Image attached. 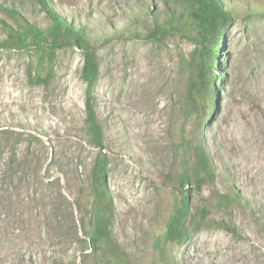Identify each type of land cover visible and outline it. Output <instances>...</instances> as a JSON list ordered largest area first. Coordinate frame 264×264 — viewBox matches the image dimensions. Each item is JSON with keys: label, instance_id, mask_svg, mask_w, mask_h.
I'll list each match as a JSON object with an SVG mask.
<instances>
[{"label": "rangeland", "instance_id": "1", "mask_svg": "<svg viewBox=\"0 0 264 264\" xmlns=\"http://www.w3.org/2000/svg\"><path fill=\"white\" fill-rule=\"evenodd\" d=\"M45 1L95 47L102 148L85 121L81 49L0 47V264H99L88 235L100 165L130 264H264V0H215L232 19L205 108L188 95L198 45L175 31L150 38L185 0ZM0 6L49 23L37 0ZM8 26L19 28L0 9V42ZM199 145L214 179L198 187ZM186 193L188 237L167 241Z\"/></svg>", "mask_w": 264, "mask_h": 264}, {"label": "trees", "instance_id": "2", "mask_svg": "<svg viewBox=\"0 0 264 264\" xmlns=\"http://www.w3.org/2000/svg\"><path fill=\"white\" fill-rule=\"evenodd\" d=\"M45 10L49 23L45 28L27 23L14 8L1 7L18 23V29L8 26L7 36L0 42L5 49H26L29 46L38 48L45 44L49 49L75 46L84 53L82 79L86 82L85 121L91 142L97 148H102L101 126L91 103V93L98 75V64L95 47L88 40L82 28H75L55 10L50 8L45 0H37ZM173 12L172 23L167 26L155 25L150 38H158L173 31L180 33L186 39L198 45L196 57L191 64V78L188 85V95L195 106L207 107L211 101L210 92L214 87V69L218 63L221 51V37L226 26L231 22L232 14L225 9L220 1L215 0H185L180 10ZM102 158V155H100ZM102 163V160L100 161ZM101 165L95 170L94 192L97 196L94 219L90 223L89 240L91 248L96 252L99 264H130L125 254L119 250L113 240L110 230V200L106 195L105 180ZM192 175L196 186L205 179H214V170L202 146L195 151V161ZM181 184L187 185L184 175ZM227 204L236 199L234 195L223 196ZM184 195L183 203L175 209L164 239L183 243L188 237L185 226L187 207ZM219 226H224L218 222ZM83 232H86L83 229Z\"/></svg>", "mask_w": 264, "mask_h": 264}]
</instances>
